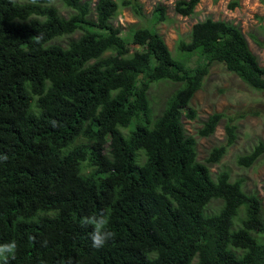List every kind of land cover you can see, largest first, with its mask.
<instances>
[{
	"label": "trees",
	"instance_id": "trees-1",
	"mask_svg": "<svg viewBox=\"0 0 264 264\" xmlns=\"http://www.w3.org/2000/svg\"><path fill=\"white\" fill-rule=\"evenodd\" d=\"M54 1L0 0V156L8 157L0 243H18L9 264H264L261 198L229 169L210 171L237 125L227 118L224 143L201 162L182 121L195 117L189 102L214 61L264 91V66L239 25L193 23L179 49L201 61L188 66L154 27L166 19L163 5L127 41L111 24L116 1L58 0L74 11L68 17ZM199 2L175 0L174 11L190 16ZM122 5L141 8L140 0ZM78 30L65 45L52 42ZM162 80L181 85L155 116L148 92ZM224 117L210 114L198 135L213 134ZM263 154L258 140L236 164L250 167ZM100 211L116 237L97 249L82 221Z\"/></svg>",
	"mask_w": 264,
	"mask_h": 264
},
{
	"label": "rangeland",
	"instance_id": "rangeland-1",
	"mask_svg": "<svg viewBox=\"0 0 264 264\" xmlns=\"http://www.w3.org/2000/svg\"><path fill=\"white\" fill-rule=\"evenodd\" d=\"M91 1L93 7L95 0ZM114 1L119 7L111 19V24L120 29V35L127 41H130L133 31L138 26H152L151 11L156 5H163L166 19L156 23L154 27L164 38L171 54L181 58L188 66H195L201 59L198 54L181 51L179 41H189L192 24L207 17L230 20L238 24L258 63L264 66V0H237L238 5L233 9L228 7L231 0H200L193 14L187 17L174 11L175 0H140L139 10L132 5L123 6L122 0ZM53 4L64 17L74 12L58 0ZM80 33L78 30L52 42L65 45L70 38H76ZM180 85L178 82L162 80L150 87L149 101L155 116L160 114L167 98ZM189 106L195 110V117L193 119L184 117L183 124L186 133L196 139L198 161L205 162L212 147L224 143V124L228 117L237 125L236 141L228 147L218 163L210 165V171L214 177L219 169H229L232 180L241 178L246 191H255L259 195L264 209V154L250 167H239L236 164L238 155L247 153L258 140H264V91L252 88L233 72L228 71L221 62L214 61L209 65L208 74L204 77L200 89L191 98ZM213 112H222L227 117L220 120L213 134L199 136L197 132L202 123ZM221 202L220 199L211 201L208 205L209 210L217 211Z\"/></svg>",
	"mask_w": 264,
	"mask_h": 264
},
{
	"label": "clouds",
	"instance_id": "clouds-1",
	"mask_svg": "<svg viewBox=\"0 0 264 264\" xmlns=\"http://www.w3.org/2000/svg\"><path fill=\"white\" fill-rule=\"evenodd\" d=\"M7 159V155L0 156V161H7ZM82 222L85 226H92L93 230L90 234V238L92 241V246L94 248H102L109 241L114 240L116 237V233L112 231L109 227L110 218L103 211H100L99 213L94 215L84 217ZM17 251L18 243L16 240H10L6 243H0V264H9L10 260H14L16 258Z\"/></svg>",
	"mask_w": 264,
	"mask_h": 264
}]
</instances>
